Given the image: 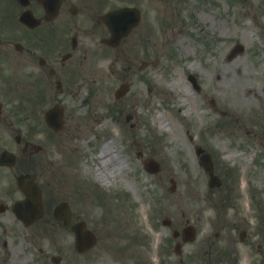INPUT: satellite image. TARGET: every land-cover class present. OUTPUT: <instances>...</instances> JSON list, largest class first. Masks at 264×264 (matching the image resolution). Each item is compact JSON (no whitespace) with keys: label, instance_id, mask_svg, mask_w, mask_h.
<instances>
[{"label":"rangeland","instance_id":"rangeland-1","mask_svg":"<svg viewBox=\"0 0 264 264\" xmlns=\"http://www.w3.org/2000/svg\"><path fill=\"white\" fill-rule=\"evenodd\" d=\"M150 3L167 20H172L176 11L175 27L171 29L169 25L160 34L150 25L152 31L147 30L149 42L145 46L149 47L148 43L156 46L155 50H148L149 55L139 47L137 29L117 49L97 45L98 37L94 39L95 69L77 90L80 99L72 101L70 97L66 101L69 108L77 110L68 120L67 130L54 142L67 141L75 152L67 159L72 161L64 169L66 173L58 172L56 184L75 197L81 217L99 236L91 251L79 254L73 249L70 229L49 230V237L41 243L50 254L63 252L60 264H130L134 253L142 254L141 248L153 255L157 231L164 230L159 225L164 216L180 227L186 219L195 221L197 213H203L199 224L209 223L206 227L211 233L201 234L207 229L200 226L198 236L216 239L219 225L211 217H218V212L241 220L242 224L240 216H247L249 224L245 229L252 234L259 221L256 213H264V135L260 145L252 136L263 128L259 122L264 124V118L257 117L261 116L257 111L264 109V0ZM199 6L201 11L196 12ZM164 8L171 11L169 15ZM183 24L186 35L180 31ZM155 35L157 39L152 38ZM237 43L243 45V51L227 57ZM161 56L160 65L146 68L141 75L138 71L141 60L150 58L154 63ZM129 58L133 61V74L125 71ZM188 73L196 76L199 92L190 89ZM129 80L130 90L116 99L115 88ZM172 81L176 84L172 85ZM198 102H202L205 116ZM103 143L106 149L101 156H109L104 162L98 155ZM199 144L212 154L213 160L217 159L215 170L220 176L228 175L223 171L224 164L235 171V176L232 170V178H226L225 184L209 187L208 176L195 153L194 145ZM140 149L160 161L159 174H149L143 169L137 157ZM73 155H80L82 163ZM62 157L61 152L51 154L55 164L61 163L58 158ZM97 168L103 174L101 181L95 178ZM169 177L174 181L173 189ZM95 182L101 189L110 193L113 190L114 194L123 191L124 195H113L112 201L101 200L94 189H98ZM143 233L150 240L141 247L139 239ZM234 243L241 248V261L248 263L253 259L255 247L251 243ZM187 258L195 260L192 256ZM36 264L46 263L42 260Z\"/></svg>","mask_w":264,"mask_h":264},{"label":"flooded vegetation","instance_id":"flooded-vegetation-1","mask_svg":"<svg viewBox=\"0 0 264 264\" xmlns=\"http://www.w3.org/2000/svg\"><path fill=\"white\" fill-rule=\"evenodd\" d=\"M96 12L93 0H0V155L3 150L16 155L14 160L12 155L0 156V264H30L34 252L48 256L41 242L49 237V230L62 224L49 216L58 201L69 198L71 221L79 215L71 194L62 197L56 184V191L51 186L59 167L50 159L52 143L48 142L61 135L69 117L64 114L63 127L55 131L44 115L52 105L76 95L84 62L89 57L93 61V34L104 27ZM257 113L264 118V109ZM22 172L36 173L42 190L44 214L29 226L11 211L12 202L22 197L15 182ZM261 240L262 253L252 264H264ZM205 245L195 249L207 264H226L223 245H213L207 238ZM236 261L229 254L227 264ZM167 262L166 257L160 264ZM180 262L203 264L197 257Z\"/></svg>","mask_w":264,"mask_h":264},{"label":"water","instance_id":"water-1","mask_svg":"<svg viewBox=\"0 0 264 264\" xmlns=\"http://www.w3.org/2000/svg\"><path fill=\"white\" fill-rule=\"evenodd\" d=\"M205 164H206V167H207L208 171L210 173H212V163H211V161H210V159L208 157H207V162ZM156 167H157V164L154 165V168H156ZM34 196L36 197L37 202H38V197H39V191L38 190H37V193H35ZM34 205H37V203L35 202ZM61 206L63 208V205H60V206L55 208V213ZM66 212L68 214V210H66ZM74 229H75V233L77 235V246H78L79 249L80 248L83 249L90 242H93V235H92L91 232H89V230L83 231V227L81 225H77L76 227H74Z\"/></svg>","mask_w":264,"mask_h":264},{"label":"bare ground","instance_id":"bare-ground-1","mask_svg":"<svg viewBox=\"0 0 264 264\" xmlns=\"http://www.w3.org/2000/svg\"><path fill=\"white\" fill-rule=\"evenodd\" d=\"M104 149H106V143H103V144H102V148L100 149L101 151H100V153L98 154V155H99V158H103V162H104L105 160H108V158H109V156H108V157H105L104 155L101 156V152H102ZM96 155H97V154H96ZM232 155L234 156V155H237V154H236V153H233ZM100 161H101V159H100ZM96 177H97V179H99V180H103V179H102L103 174H102V172H101V170H100L99 168H97V175H96Z\"/></svg>","mask_w":264,"mask_h":264}]
</instances>
